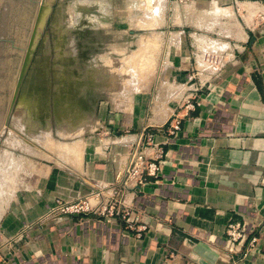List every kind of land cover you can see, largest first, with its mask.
<instances>
[{
	"label": "crops",
	"instance_id": "0c3cea01",
	"mask_svg": "<svg viewBox=\"0 0 264 264\" xmlns=\"http://www.w3.org/2000/svg\"><path fill=\"white\" fill-rule=\"evenodd\" d=\"M201 1L174 16L165 70L185 89L154 84L129 111L101 108L104 150L76 167L41 165L14 190L0 208V264H264V0ZM214 10L229 15L210 22ZM133 146L161 159L139 191L116 178ZM98 190L105 205L121 200L117 214L35 225L57 197ZM236 222L246 232L231 241Z\"/></svg>",
	"mask_w": 264,
	"mask_h": 264
},
{
	"label": "rangeland",
	"instance_id": "374dc122",
	"mask_svg": "<svg viewBox=\"0 0 264 264\" xmlns=\"http://www.w3.org/2000/svg\"><path fill=\"white\" fill-rule=\"evenodd\" d=\"M42 1L0 0V208L41 165L76 167L86 154L104 150L108 130L99 120L101 108L107 115L129 111L154 84L185 89L165 69L179 44L175 11L187 0H52L47 6ZM43 6V26L26 51ZM221 11L208 20L219 24L229 15ZM109 77L120 86H112Z\"/></svg>",
	"mask_w": 264,
	"mask_h": 264
},
{
	"label": "built area",
	"instance_id": "2783aa9c",
	"mask_svg": "<svg viewBox=\"0 0 264 264\" xmlns=\"http://www.w3.org/2000/svg\"><path fill=\"white\" fill-rule=\"evenodd\" d=\"M172 131L179 129V120L176 116L170 119ZM161 171V159L156 157L149 159L142 150L136 146L130 147L127 151V165L124 171L117 174V182L123 186H131L133 190L139 191L145 184L146 175H156ZM116 184V183H115ZM111 185V187H114ZM103 194L98 191H92L87 195L78 197L76 199L68 200L57 197L54 204L48 208L44 215H42L35 225L39 226L46 221L53 220L61 215L68 216H86L90 213H98L102 216H112L118 212V204L121 200L117 197H112L108 205L103 204ZM29 227H25L23 231H27ZM22 231V232H23ZM21 232V233H22ZM246 232L245 224L230 223L227 228V235L231 241L242 239ZM251 241H255L253 237Z\"/></svg>",
	"mask_w": 264,
	"mask_h": 264
},
{
	"label": "bare ground",
	"instance_id": "6f19581e",
	"mask_svg": "<svg viewBox=\"0 0 264 264\" xmlns=\"http://www.w3.org/2000/svg\"><path fill=\"white\" fill-rule=\"evenodd\" d=\"M51 1L52 0H43L42 2H43V4H46V6L49 4V3H51ZM150 1V0H149ZM39 2V1H38ZM41 3V2H40ZM40 3H39V5H40ZM150 3V2H149ZM159 3V2H158ZM202 4V1L201 0H198V1H192V2H190V3H188L187 1H185L184 3H183V7L185 8V9H187V10H189L190 8H193V7H195V8H201L202 10L204 9V7H202V6H199V5H201ZM153 5V4H152ZM42 5H40V7H41ZM50 6V5H49ZM155 6V5H154ZM39 7V8H40ZM83 7V6H82ZM151 7V6H150ZM8 9V8H7ZM158 9V8H157ZM48 11V10H47ZM24 12V11H23ZM26 12V11H25ZM24 12V13H25ZM39 12V13H38ZM37 13H38V15L36 16V18H35V20H34V24H33V27H32V34H33V36H32V38H31V40L30 41H32L31 42V45H29V47H26L25 49H26V51H31L32 49H33V41H35V38H36V36H37V34H38V32H39V30H40V28H41V26H43V21H44V18H45V14H46V10H45V7L43 6V8H41L39 11H38ZM21 13H22V11H21ZM20 14V13H19ZM20 17H21V15H20ZM23 17H24V15H23ZM156 34V33H155ZM175 35V34H174ZM141 37V36H140ZM156 38V37H155ZM201 41V40H200ZM140 42H141V40H140ZM143 43V42H142ZM150 43V42H149ZM155 43V42H154ZM214 43V42H213ZM152 44V43H151ZM25 45V44H24ZM139 45H140V43H139ZM201 45V44H200ZM58 46V45H57ZM60 46V45H59ZM204 46H206L205 44H204ZM215 46V45H214ZM140 47H141V45H140ZM208 47V46H207ZM143 48V47H142ZM141 48V49H142ZM140 49V48H139ZM212 49V48H211ZM216 49V48H215ZM149 51V50H148ZM138 52H140V51H138ZM144 52V51H143ZM142 52V53H143ZM139 55H140V53H139ZM124 56V55H123ZM126 56V55H125ZM124 56V57H125ZM123 57V58H124ZM115 58V57H114ZM125 59V58H124ZM135 59H136V57H135ZM130 60H131V56H130ZM140 60V59H139ZM143 60H145V59H143ZM143 60H142V62H143ZM140 62V61H139ZM104 63V62H103ZM129 63H130V61H129ZM133 63V62H132ZM132 63H131V65H132ZM141 63V62H140ZM66 65V64H65ZM117 66H119V65H117ZM133 66V65H132ZM131 66V67H132ZM135 66V65H134ZM121 67V66H120ZM144 67V66H143ZM135 68V67H134ZM137 68H138V66H137ZM133 70V69H132ZM135 70V69H134ZM145 70V69H144ZM131 71V70H130ZM143 72V71H142ZM132 73V72H131ZM130 73V74H131ZM136 73H138V72H136ZM114 75H115V73H114ZM113 75V76H114ZM128 75H129V73H128ZM137 75V74H136ZM126 77H128V76H126ZM142 77H143V75H142ZM141 77V78H142ZM151 77V76H150ZM131 78V77H130ZM138 78V77H137ZM153 78V77H152ZM109 79H111L110 77H109ZM127 79V78H126ZM133 79H135V78H133ZM151 79V78H150ZM128 81H129V79H127ZM111 81V82H110ZM110 81H108L107 83L108 84H113V82H116L117 83V81H118V79L116 80H110ZM132 81V80H131ZM137 81V80H136ZM139 81H140V79H139ZM110 82V83H109ZM119 82V81H118ZM127 82V81H126ZM126 82H125V86L126 85H128V84H126ZM134 82L132 81V84H133ZM139 83V82H138ZM94 84V83H93ZM99 84V83H98ZM108 84H106L107 86H108ZM111 84L109 85V86H111ZM131 84V83H130ZM130 84H129V88H130ZM131 84V88H133V85ZM148 84V83H147ZM116 85V84H115ZM114 84L112 85V86H115ZM139 85H140V83H139ZM143 85H144V82H143ZM117 86V88H118V86H120L119 85V83H118V85H116ZM124 86V87H125ZM122 87H123V85H122ZM127 87V86H126ZM138 87V86H137ZM137 87H136V89H137ZM145 87V86H144ZM120 88V87H119ZM140 89V88H139ZM119 90V89H118ZM131 90V89H130ZM140 90H142V89H140ZM146 90V89H145ZM122 90H120V92H121ZM134 91V90H133ZM129 92V91H128ZM125 93V92H124ZM122 94V93H121ZM123 100V99H122ZM68 112V111H67ZM60 113H62V112H60ZM64 114L66 113V111L65 112H63ZM14 116H16V115H14ZM18 120V119H17ZM13 122H15V121H13ZM17 122V121H16ZM19 125V124H18ZM40 130V129H39ZM60 132V131H59ZM61 133V132H60ZM66 133V132H65ZM63 134V133H62ZM49 137V136H48ZM46 141V140H45ZM51 142V141H50ZM59 145H61V144H59ZM58 145V146H59ZM64 145V144H63ZM62 145V146H63ZM65 146V145H64ZM70 146V145H69ZM66 147V146H65ZM58 148V147H57ZM60 149V148H59ZM64 149V148H63ZM58 150V149H57ZM65 150V149H64ZM63 150V151H64ZM13 154V153H12ZM7 156H8V154H7ZM6 156V157H7ZM16 157V156H15ZM11 158V157H10ZM13 158V157H12ZM16 159V158H15ZM14 159V160H15ZM5 160H6V158H5ZM13 161V160H12ZM15 162V161H14ZM13 162V163H14ZM12 163V164H13ZM19 165V164H18ZM14 166V165H13ZM11 171V170H10ZM8 175V174H7ZM11 175V174H10ZM12 176V175H11ZM11 176H10V178H11ZM6 179V178H5ZM13 179V178H12ZM8 180V179H7ZM1 183V182H0Z\"/></svg>",
	"mask_w": 264,
	"mask_h": 264
},
{
	"label": "water",
	"instance_id": "95a60500",
	"mask_svg": "<svg viewBox=\"0 0 264 264\" xmlns=\"http://www.w3.org/2000/svg\"><path fill=\"white\" fill-rule=\"evenodd\" d=\"M14 100H15V96L12 94V95H11V98H10V103H13Z\"/></svg>",
	"mask_w": 264,
	"mask_h": 264
}]
</instances>
